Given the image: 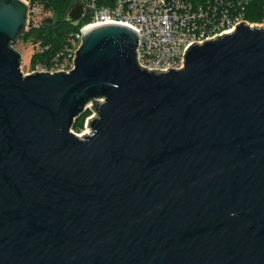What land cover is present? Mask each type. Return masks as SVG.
Instances as JSON below:
<instances>
[{"label": "water", "instance_id": "1", "mask_svg": "<svg viewBox=\"0 0 264 264\" xmlns=\"http://www.w3.org/2000/svg\"><path fill=\"white\" fill-rule=\"evenodd\" d=\"M26 26L0 0V264H264V26L159 70L132 28L98 24L73 69L24 74Z\"/></svg>", "mask_w": 264, "mask_h": 264}, {"label": "built area", "instance_id": "2", "mask_svg": "<svg viewBox=\"0 0 264 264\" xmlns=\"http://www.w3.org/2000/svg\"><path fill=\"white\" fill-rule=\"evenodd\" d=\"M27 4V26H37L51 13L39 3ZM76 0L89 13L87 21L68 37L66 46L48 63H37L33 72H68L74 68L75 52L86 28L103 23H117L138 34L136 57L147 69H180L185 49L193 42H203L217 34L231 32L244 17L245 0ZM14 47V46H13ZM15 48V47H14ZM22 64V61H21ZM21 67V66H20Z\"/></svg>", "mask_w": 264, "mask_h": 264}, {"label": "trees", "instance_id": "3", "mask_svg": "<svg viewBox=\"0 0 264 264\" xmlns=\"http://www.w3.org/2000/svg\"><path fill=\"white\" fill-rule=\"evenodd\" d=\"M76 0H29L31 4L39 3L44 10L50 11L49 18L42 20L37 26H28L26 33L21 38L29 40L34 46L32 55V67L37 63L50 62L58 52L63 50L71 33L77 31L88 18H84L77 26H73L62 20L67 8ZM206 2L212 0H197ZM106 0H99L105 4ZM244 17L250 21L264 20V0H245ZM15 43H13L14 46Z\"/></svg>", "mask_w": 264, "mask_h": 264}, {"label": "rangeland", "instance_id": "4", "mask_svg": "<svg viewBox=\"0 0 264 264\" xmlns=\"http://www.w3.org/2000/svg\"><path fill=\"white\" fill-rule=\"evenodd\" d=\"M248 21V20H247ZM249 26H264V20L260 21H248ZM14 47L18 50L22 57L21 69L23 72H29L32 67V55L34 53L33 44L27 39L23 40L21 37L14 42ZM94 110L92 107H87L73 122L70 130L78 135L86 134L90 132L89 127L87 126V119L93 116Z\"/></svg>", "mask_w": 264, "mask_h": 264}]
</instances>
